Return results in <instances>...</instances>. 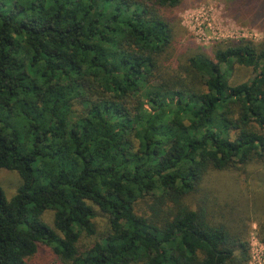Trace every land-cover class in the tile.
<instances>
[{
	"label": "trees",
	"instance_id": "trees-1",
	"mask_svg": "<svg viewBox=\"0 0 264 264\" xmlns=\"http://www.w3.org/2000/svg\"><path fill=\"white\" fill-rule=\"evenodd\" d=\"M186 2L0 0V264L249 263L207 186L264 165V41L189 45Z\"/></svg>",
	"mask_w": 264,
	"mask_h": 264
},
{
	"label": "rangeland",
	"instance_id": "rangeland-1",
	"mask_svg": "<svg viewBox=\"0 0 264 264\" xmlns=\"http://www.w3.org/2000/svg\"><path fill=\"white\" fill-rule=\"evenodd\" d=\"M261 4L256 5L258 7ZM253 15L250 20L243 19L235 7H231V0H187L178 12V19L186 34V43L190 45L194 42L198 48L211 49L219 44L241 39L263 42L264 13L260 15V19H254ZM251 77L250 70L237 68L233 82L244 83ZM212 175L207 186L212 189V199L217 197L221 206H226L222 199L229 200L231 209L235 211L248 208L249 218L244 220L248 229V264H264V243L261 240V237H264V165H253L235 172ZM20 183V177L16 173L1 171L0 187L8 200L15 195ZM46 219L51 221V214H48ZM100 220L103 221L102 218ZM28 264L56 262L48 252H42Z\"/></svg>",
	"mask_w": 264,
	"mask_h": 264
}]
</instances>
